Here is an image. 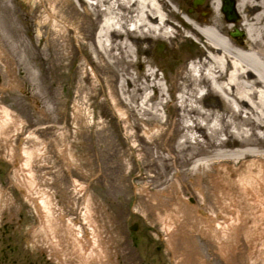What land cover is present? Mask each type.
I'll return each instance as SVG.
<instances>
[{"label": "rangeland", "instance_id": "1", "mask_svg": "<svg viewBox=\"0 0 264 264\" xmlns=\"http://www.w3.org/2000/svg\"><path fill=\"white\" fill-rule=\"evenodd\" d=\"M182 1L185 11L194 9L193 0ZM13 5L19 19L12 29L2 21L4 12L0 10V264H81L75 257L68 260L71 253L64 259V253L70 251L65 226L75 228L80 235L88 231L92 236L95 232L100 248L107 253V264H185L184 259L181 260L184 253L180 236V242L170 243L163 228L164 222L177 218V212L161 201L165 197L161 195L165 191V176L174 175L176 171L188 173L184 176L187 201L183 212L186 208L203 210L209 216L216 215L218 221L229 222L236 218V213L241 214L236 230L228 231V257L223 256L222 248L217 245L219 238H223L219 233L206 236L198 231L190 233L191 242L195 241L191 246L195 252L201 253L208 264H264V173H260V180L255 179L263 185L256 194L257 199L251 197L255 187L258 189L255 181L248 183L253 194L243 185L229 181V185L209 186L208 195L201 199L199 185L195 184L194 176L193 180L190 177L194 160L202 162V155L194 156L191 164L173 167L167 156L175 152L170 155L166 152L167 136L156 133L158 152L153 147L152 133L147 129L155 122L149 123L146 115H133L123 104L117 103L127 114L124 119L112 98L104 99L98 86H77L85 64L73 31H70L69 47L68 36L64 41L50 26L45 39L38 44L37 35L43 30L39 26L44 19L43 5L35 8L31 0H13ZM57 8L61 16L70 20L79 15L76 22L81 23V27L86 24V6L81 2L61 0ZM204 12L199 15L210 14V11ZM99 22V17L93 18L92 34ZM49 39L47 47H55L62 54L66 53L65 49L74 50V54L58 58L61 65L67 63L63 68L52 67L48 60L41 66L35 46ZM145 44L149 53L143 54V59L150 57L171 77L174 66L168 60L171 58L168 50L164 58L155 60L157 41ZM178 45L179 57L190 51L187 43L178 42ZM24 47L32 50L31 56L24 57ZM142 67L146 64L135 61L132 71L138 72ZM153 68L162 76V69L156 65ZM68 73L73 74L72 86ZM39 79L45 86L38 85ZM110 89L117 98L114 86ZM214 98L207 96L204 100ZM77 105L82 107L81 111L87 107L90 118L88 113L85 121L75 119ZM168 109L167 118L176 120V109L173 106ZM174 139L171 138V142ZM26 154L29 155L28 165L25 164ZM163 155L166 157L162 160ZM175 157L182 158L181 155ZM18 160L20 165L16 167ZM241 169L232 172V176L239 175ZM198 172L205 169L200 167ZM156 192L161 200L151 201ZM44 194L48 198V221L55 217L65 225L58 228L54 223L53 230L49 231L57 232V238H64L58 245L60 258L54 254L51 243L47 245L42 241L43 225L40 226L33 200L39 201ZM41 208L42 205L40 210L45 215ZM169 215L174 219L168 220ZM133 224L135 229L131 228Z\"/></svg>", "mask_w": 264, "mask_h": 264}, {"label": "bare ground", "instance_id": "2", "mask_svg": "<svg viewBox=\"0 0 264 264\" xmlns=\"http://www.w3.org/2000/svg\"><path fill=\"white\" fill-rule=\"evenodd\" d=\"M31 1L35 8L40 5L44 8V19L39 23L43 30L37 35L38 44L45 39L48 26L64 41L67 36L70 40V31H73L74 41L85 64L77 86H98L104 99L107 96L112 98L124 119H127V114L117 103L123 104L133 115H146L149 123L155 122L147 129L152 133L151 142L158 152L155 134L167 136L165 142L169 147L166 152L168 155L175 152L173 156H167L172 160L173 167L191 164L194 156L202 155V162L194 160L190 177V180L195 177L201 199L208 195L209 186L229 185V181L241 184L251 194L254 193L248 183H258L256 180H260L264 173V0H234V9L238 14L235 21L225 19L221 0H204L191 11H185L182 0H77L86 6L84 27L76 22L79 15L70 20L60 15L61 10L57 7L61 0ZM0 10L4 12L2 21L12 29L13 23L19 19L14 14L13 0H0ZM206 10L210 11L209 15H199ZM95 17H99L100 22L92 34ZM234 29L242 31V36H231L230 32ZM152 41L166 43L171 55L168 60L174 66L171 77L150 57L144 56L143 59V54L149 53L145 43ZM49 42L50 39L35 46L42 60L41 66L48 60L52 67L63 68L66 62L61 65L58 58L74 54V50L65 49L66 53L62 54L55 47H47ZM178 42L187 43L190 47V51L182 57H179ZM71 43V40L67 43L68 47ZM32 53L28 47L22 50L24 57ZM135 61L143 62L146 67L134 73ZM155 65L162 69V76L153 68ZM68 75L69 85L72 86L75 82L73 74ZM38 85L45 86V83L39 79ZM111 86H114L117 98H114ZM207 96L216 98L205 101ZM169 106L176 109V120L167 118ZM81 108L76 106L75 119L85 121L88 113L90 118V111L87 107L84 111ZM62 135H59L60 138H63ZM175 135L180 138L174 139ZM179 155L182 158L177 159L175 156ZM231 158L236 161L231 163ZM28 159L26 154V165ZM68 162L72 165L69 159ZM18 165L19 160L15 163L16 167ZM200 167L205 172H198ZM240 169L241 173L233 177L232 172ZM187 174L184 171H176L171 176L166 174L165 191L161 193L165 195L164 200L160 199L158 192L152 195L151 201H164L169 209L177 212V218L169 215L168 220H174L163 223L164 231L169 235L168 242L181 241L184 253L181 260L184 259L185 264H208L202 254L191 247L195 241L191 242L190 233L198 231L205 236L219 233L223 238H219L217 245L222 248L223 256L228 257L229 232L236 230L239 224L237 218L241 214L236 213V218L229 222L226 219L218 221L216 215L209 216L203 210L186 208L183 212L187 201L184 191L187 185L184 176ZM258 184V189L255 187V194L251 196L255 199L263 186ZM40 198L33 201L40 226L43 225L42 241L47 245L51 243L54 254L60 258L58 245L64 238H57V232L52 234L49 231L53 230L54 223L58 228L64 224L55 217L51 218L53 222L48 221L47 195H40ZM63 230L70 250H66L64 259L66 254L71 253L68 260L75 257L81 264H107V253L100 248L95 232L92 236L88 231L80 235L69 226ZM54 231L57 229L54 228Z\"/></svg>", "mask_w": 264, "mask_h": 264}, {"label": "water", "instance_id": "3", "mask_svg": "<svg viewBox=\"0 0 264 264\" xmlns=\"http://www.w3.org/2000/svg\"><path fill=\"white\" fill-rule=\"evenodd\" d=\"M201 1L202 0H195L194 4L199 3ZM222 10L226 13L228 19H236L237 15L234 11L233 0H224ZM163 50H164L163 44L158 43L156 47V52H157L156 58L162 57L164 55Z\"/></svg>", "mask_w": 264, "mask_h": 264}]
</instances>
